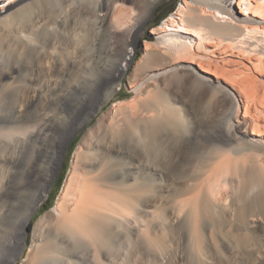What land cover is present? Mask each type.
<instances>
[{
	"label": "bare ground",
	"instance_id": "obj_1",
	"mask_svg": "<svg viewBox=\"0 0 264 264\" xmlns=\"http://www.w3.org/2000/svg\"><path fill=\"white\" fill-rule=\"evenodd\" d=\"M35 1L0 0V20ZM104 1L99 21L108 36L131 25L135 10H124L118 0ZM157 1L149 0L130 28L109 75L95 72L107 62L96 65L99 57L93 55L72 63L70 72L77 78L67 90L59 89L57 78L37 80L36 92L51 90L61 101H72L62 108L65 114L38 111L36 99L28 114L13 112L11 87L0 82V264H181L198 260L205 240L243 249L241 254L255 249V224L246 218L262 208L247 199L258 191L253 200L264 205L263 114L249 120L239 98L216 81L232 99L236 125L254 126L218 134L219 151L201 150L191 163L185 149L191 137L182 125L178 128L175 108L159 103L158 96L166 95L160 84L171 75L211 82L201 73L218 78V62L231 66L230 86L254 82L260 54L240 52L238 43L264 39V0H182L150 31L151 40L143 42V55L134 65V71L153 66L149 74L130 80L136 91L145 87L140 114L126 105L98 114L99 101L96 108L87 104L84 85L103 87L133 64L140 30ZM90 122L71 155L54 206L32 224L55 187L73 137ZM232 145L244 152L241 165L231 156ZM180 148L181 159L176 157ZM229 178L242 190L238 204L228 201Z\"/></svg>",
	"mask_w": 264,
	"mask_h": 264
},
{
	"label": "rangeland",
	"instance_id": "obj_2",
	"mask_svg": "<svg viewBox=\"0 0 264 264\" xmlns=\"http://www.w3.org/2000/svg\"><path fill=\"white\" fill-rule=\"evenodd\" d=\"M148 1L118 0L119 3L123 4L122 8L124 10H135L136 15L131 25H127L126 29L123 28V30L112 33L111 36L106 34L104 25L99 21L100 11L105 3L104 0H38L16 8L8 18L0 20V82L12 88H10L11 99L9 106L12 108L11 111L18 110L21 114H28L32 111V100L36 99V109L38 111L44 110L50 114H65L62 108L68 109L67 106L70 107L72 101L70 99L61 101L57 93L51 90L43 93L36 92L37 80L54 77L61 82L59 89L61 90L62 87V89L67 90L77 78L74 73L70 72L72 63L77 62L80 57L86 59L93 55L99 57L96 65L98 63L102 65V63L107 62L103 69L95 68V72L99 73L100 77H105L112 73L114 63L122 55L123 40L128 35L130 28L138 24L143 11L148 6ZM181 3L182 0L157 1L150 20L140 30V43L135 50L133 64L125 74L111 80L103 87L93 86L89 83L84 85L83 91L85 89L86 100L90 98L87 104L89 103V106L93 105V108H96L97 105L95 103L98 101L101 103L99 105L101 109L98 114H107L115 105L130 106L129 109H133L134 114H140L142 110L141 103L146 98L145 87L136 91L130 85V80L132 76L142 78L149 74L151 68L148 67L151 65H144V67L142 66L136 71H134V65L139 62L143 55V42L151 40L150 31L174 12ZM204 9L206 12L208 11L206 7ZM252 36H249V38H253ZM263 40H255L254 42L251 39L252 43H238V45L240 44V52H250V55L260 54L262 65L257 72L258 74H254V77H256L254 82L249 81V83L247 80H243L239 81L240 84L238 85L230 86L226 80H228V71L232 70L231 66L218 62V78L210 74L201 73L202 76L210 78L211 82L199 81L194 79L195 77L192 75L187 76L185 74V76H181L178 74L179 76H168L170 80L167 78L169 81L167 80L168 82L165 85L160 84L161 94L164 93L166 95L158 96L159 103H170L175 108L174 112L177 114L178 128L182 125L181 128L189 134V138L191 137L186 145L187 148H185L189 150L190 158L188 159L191 163L196 162L197 156L202 153L201 150L203 152L205 150L202 154L211 155L219 151L221 144L216 142L218 134H222L226 130L231 132L250 131L254 126L253 124V126H247V128L236 125L237 118L232 107V99L216 81L229 88V92L239 98L245 106L242 111H246V114H249L247 115L249 120H254L252 118L257 116V114H263L264 116ZM191 65L195 66L194 64ZM47 70H50L48 74ZM164 99L166 100L164 101ZM161 104L158 107H161ZM91 125L92 122L88 123L73 137L67 155L63 160V166L55 187L43 206L34 213L31 220L32 224L42 213L54 206L65 179L71 155L82 134ZM162 133L164 134V132ZM180 145L178 144L177 147L179 148ZM181 147L183 148L184 146L181 145ZM182 148L178 149V153L176 152V157L179 156L180 159L182 155L179 154H183L184 157V153L180 152ZM230 149L232 150V158H236L235 161L239 159L240 163L237 162V164L241 165V160L244 159V152L240 151L242 149L241 146L232 145ZM193 159L195 160L193 161ZM234 180L236 179L232 178L229 180L233 185L229 184V187L227 186V196L229 202L238 204V196L242 194V190L239 189L237 191L238 183ZM196 184L197 182L194 183V186ZM255 192L253 196L250 195L251 197H248L247 201L252 199L250 202L262 209L260 213L258 212L259 214L254 212L253 216L246 218L250 224L252 222L255 224V227L251 228L253 239L256 243L252 253L242 252L244 250L240 248H235L234 251L229 250L226 243H210L205 240L200 244L201 252L197 258L198 260L195 258L191 259L190 262L181 264H264V205L262 204V206L261 202L258 203L253 200L258 191ZM239 250H242L240 251L242 254L239 253ZM17 264H19V261Z\"/></svg>",
	"mask_w": 264,
	"mask_h": 264
}]
</instances>
